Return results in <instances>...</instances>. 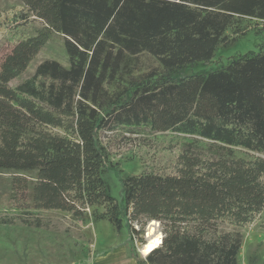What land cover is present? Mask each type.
Instances as JSON below:
<instances>
[{
    "label": "trees",
    "instance_id": "trees-1",
    "mask_svg": "<svg viewBox=\"0 0 264 264\" xmlns=\"http://www.w3.org/2000/svg\"><path fill=\"white\" fill-rule=\"evenodd\" d=\"M20 1L22 19L43 28L0 63V171L36 172L27 215L58 211L79 221L92 208L94 221L119 232L99 136L180 134L193 140L176 173L122 179L126 225L160 224L161 244L146 264H239L241 234L218 225L243 228L261 216L264 229V52L178 82L171 76L211 62L238 19L264 23V0ZM51 32L63 37L69 67L45 60L10 86ZM141 54L163 73L134 77Z\"/></svg>",
    "mask_w": 264,
    "mask_h": 264
},
{
    "label": "rangeland",
    "instance_id": "rangeland-1",
    "mask_svg": "<svg viewBox=\"0 0 264 264\" xmlns=\"http://www.w3.org/2000/svg\"><path fill=\"white\" fill-rule=\"evenodd\" d=\"M25 13L20 0H0V63L19 40L35 35L43 28L42 22L32 16L23 20ZM225 36L229 41L217 46L211 62L177 70L171 81L178 82L193 75L206 74L220 66L225 67L231 59L248 52H264L263 22L238 19ZM45 60L69 67L61 35L51 32L26 71L11 81L10 86L30 77L36 66ZM131 72L134 77L148 72L163 73L158 62L148 54L133 59ZM99 140L108 153L107 172L103 179L118 205L123 228L117 232L107 221H94L92 208L86 210L79 221L58 211L27 215L32 211L30 204L36 172L1 170L0 218L6 219L7 223L0 225V264H133V260L136 264H146V257L142 258L138 250L147 240L151 222L143 230L136 224L131 227L126 225L122 179L145 174L165 177L176 173L183 145L193 138L173 133L129 136L116 132L102 134ZM204 143L199 144L202 151L206 150ZM16 177L22 180L18 187L13 185ZM23 220L31 224L26 225ZM35 220H39L38 228H34ZM260 222L261 216L243 228L218 225L219 232L236 231L241 234L239 264H264V229ZM153 227L155 236L162 240L160 224L156 222Z\"/></svg>",
    "mask_w": 264,
    "mask_h": 264
},
{
    "label": "bare ground",
    "instance_id": "bare-ground-1",
    "mask_svg": "<svg viewBox=\"0 0 264 264\" xmlns=\"http://www.w3.org/2000/svg\"><path fill=\"white\" fill-rule=\"evenodd\" d=\"M156 222L152 221L150 226L148 227L147 230V240L146 242L140 247V255L142 257H146L150 252H152L153 249L159 247V245L161 244L160 240L161 238L158 236H155V229L153 227V225H155ZM161 236V235H160Z\"/></svg>",
    "mask_w": 264,
    "mask_h": 264
},
{
    "label": "crops",
    "instance_id": "crops-1",
    "mask_svg": "<svg viewBox=\"0 0 264 264\" xmlns=\"http://www.w3.org/2000/svg\"><path fill=\"white\" fill-rule=\"evenodd\" d=\"M138 252H140V250H138ZM140 254V253H139ZM123 256V255H122ZM125 256V255H124ZM142 257V256H141ZM142 258H144V257H142ZM133 264H136V262H134V260H133ZM143 264H144V262H143Z\"/></svg>",
    "mask_w": 264,
    "mask_h": 264
},
{
    "label": "water",
    "instance_id": "water-1",
    "mask_svg": "<svg viewBox=\"0 0 264 264\" xmlns=\"http://www.w3.org/2000/svg\"><path fill=\"white\" fill-rule=\"evenodd\" d=\"M161 242V241H160Z\"/></svg>",
    "mask_w": 264,
    "mask_h": 264
}]
</instances>
